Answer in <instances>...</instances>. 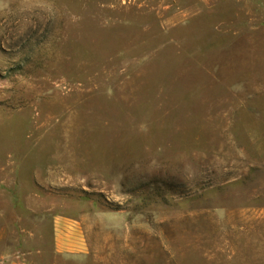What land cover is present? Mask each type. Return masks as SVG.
Wrapping results in <instances>:
<instances>
[{"label": "rangeland", "instance_id": "rangeland-1", "mask_svg": "<svg viewBox=\"0 0 264 264\" xmlns=\"http://www.w3.org/2000/svg\"><path fill=\"white\" fill-rule=\"evenodd\" d=\"M11 256L264 264V0H0Z\"/></svg>", "mask_w": 264, "mask_h": 264}, {"label": "crops", "instance_id": "crops-1", "mask_svg": "<svg viewBox=\"0 0 264 264\" xmlns=\"http://www.w3.org/2000/svg\"><path fill=\"white\" fill-rule=\"evenodd\" d=\"M64 245H65V240L63 238L58 237L56 239L57 251L63 250ZM0 264H26V262L21 256H11L2 260Z\"/></svg>", "mask_w": 264, "mask_h": 264}]
</instances>
